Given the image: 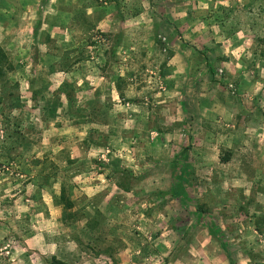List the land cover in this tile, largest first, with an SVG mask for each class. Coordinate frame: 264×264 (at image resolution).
<instances>
[{"label": "rangeland", "instance_id": "rangeland-1", "mask_svg": "<svg viewBox=\"0 0 264 264\" xmlns=\"http://www.w3.org/2000/svg\"><path fill=\"white\" fill-rule=\"evenodd\" d=\"M0 45V264H264V0H0Z\"/></svg>", "mask_w": 264, "mask_h": 264}, {"label": "trees", "instance_id": "trees-1", "mask_svg": "<svg viewBox=\"0 0 264 264\" xmlns=\"http://www.w3.org/2000/svg\"><path fill=\"white\" fill-rule=\"evenodd\" d=\"M14 69L12 62L10 61L7 53L3 49V47L0 45V81L6 76V74L9 71H12ZM182 182H186L187 179V170L183 169L182 175L179 176ZM51 264H68L65 263L56 257H53Z\"/></svg>", "mask_w": 264, "mask_h": 264}]
</instances>
